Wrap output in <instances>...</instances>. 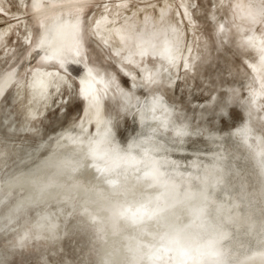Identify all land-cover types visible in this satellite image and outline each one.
Wrapping results in <instances>:
<instances>
[{
	"label": "rangeland",
	"instance_id": "obj_1",
	"mask_svg": "<svg viewBox=\"0 0 264 264\" xmlns=\"http://www.w3.org/2000/svg\"><path fill=\"white\" fill-rule=\"evenodd\" d=\"M75 3L83 9L71 6L63 14L71 18L81 16L83 61L110 81L100 113L87 115L78 78L80 70L85 69L82 63L68 62L66 68L59 62H44L42 55L36 56L44 27L39 25L35 0H0V78L10 71L16 76L4 95H0V187L19 172L14 178L18 180L25 175L20 174L23 170L47 156L62 157L59 162L87 164L83 168L86 173L79 175L78 181L85 182L82 184L87 187L95 186L99 194L112 198L121 194L115 190L127 180L116 177L139 172L140 168L130 173V163L145 160L151 171L158 168L171 178L191 173L202 176L208 168L205 160L217 164L212 157L208 158L206 149L217 147L228 137H234L230 141L243 142V151L247 154L248 150L249 158L264 159V0H76ZM156 98L171 107L172 112L162 111L161 117L164 122L173 119L176 128L174 131L158 128L160 139L164 140L157 151L148 152L141 148L150 141L144 144L136 141L135 125L143 130L145 123L150 124L146 118L138 119L141 114L146 117L142 110ZM97 120L101 121L100 126L107 122L114 125L116 135L109 144L105 141L89 147L96 142L94 139L86 144L88 147L81 146L82 143L69 144L67 136L73 134L71 131H85L81 142L98 135ZM242 124L245 128L241 129ZM213 136L219 137L216 139L219 142ZM57 138L64 140L60 142ZM132 146L135 151H131ZM242 159L236 160L237 165L248 164L250 168L246 155L244 162ZM101 165L106 172L108 168L111 170L110 181L118 179L115 182L119 183L118 188L102 177L105 170ZM253 175L256 181L253 191H261L259 170ZM23 190H15L7 203L2 202L6 204L0 206V218L10 214L25 195ZM3 194L0 191V197ZM247 198L252 206L253 198ZM55 200L52 197L38 201V206L12 211L5 218L6 228L0 234V264H106L107 246H116L111 235L102 237L97 226L78 211L83 205L79 197L72 206L60 205ZM143 236L153 238L149 232ZM205 255L195 252L187 264L210 263ZM172 263L171 256H165L163 264ZM109 264L118 262L112 260Z\"/></svg>",
	"mask_w": 264,
	"mask_h": 264
},
{
	"label": "bare ground",
	"instance_id": "obj_2",
	"mask_svg": "<svg viewBox=\"0 0 264 264\" xmlns=\"http://www.w3.org/2000/svg\"><path fill=\"white\" fill-rule=\"evenodd\" d=\"M75 2L76 0H35L36 7L34 10L37 12V15H35L40 18L41 23L39 25L42 24L41 27H44L43 32L40 33L41 41L40 48H38L40 51L38 50L36 56L40 57L42 55L44 62H59L66 68H68V62L78 61L82 63L85 69L84 71L80 70L81 74H79L80 76L78 78L80 81V93L85 100L86 111H88L87 115L94 112L100 113L101 106L105 103V96L107 95L110 81L102 72L95 71L88 63L83 61L84 47L81 33V16H73L71 18L66 15L65 17L63 14L71 6L82 8L80 5L77 6L79 3L76 4ZM65 8L67 9L65 10ZM43 36L44 40L42 41ZM259 41L262 43L261 39ZM13 72H7L0 78V95L15 80L16 76ZM166 110L170 113L172 112L171 107L165 101L157 98L142 110V113H146V117L141 114L139 115L141 118L138 120L146 118L150 120V124H148L149 122L147 124L145 123L146 127L144 126L143 130L135 125L137 129V136L135 135L136 141L140 142V144L150 141V144H146L144 146L145 148L142 147L141 149H145L148 152L157 151V147L164 140L163 138L160 139L162 135L158 132V128H171L172 130L176 128L173 119L165 122L162 120L161 113ZM100 125H102L101 121L96 123L97 127ZM113 126L108 122L105 123L99 127L98 133H96L98 135L94 136L93 134V137L88 138L89 140L86 142H81V136L85 133L84 130L71 131L73 134L70 133L67 136L69 138L68 142L75 146L80 143H82L81 146H85L86 144L89 145L90 140L94 139L96 142L90 143L89 147L105 143V141L106 144H109L114 139V135H116L112 129ZM243 126L245 128V124H242L240 128L242 129ZM85 127L87 126L85 125ZM150 130L152 131L149 133ZM216 136H213V139L216 140L219 138ZM57 139L60 142L64 140ZM84 139L86 140V138ZM229 139L231 138L223 139L217 147L206 149L209 152L207 153L208 158L212 157L217 164L205 160L206 163L204 165H207L208 168L203 170L202 176L200 173H191L190 176L184 175L171 178V176H165L164 172L158 168H152L151 171V169L147 168L150 164L145 162V160L139 164H137L138 162L135 164L130 163V166L128 165L130 173L139 172L130 176L125 175L121 178L116 177L118 179L126 178L127 180L125 182L123 181L119 188V183H117L118 185L115 184L117 186L115 189L118 188L115 191L121 194L114 198L99 194L96 189L97 187H87V185L82 184L85 182L78 181L79 175L84 174V172L86 173L83 168L87 164H83L82 166L77 165L73 161H67L68 163L65 161L59 162L58 160L63 159L62 157L48 158L49 156H47L30 169L26 171L21 170L22 172L20 171V174L25 172V175H21L18 180L14 178L17 177L16 174L19 172L5 181V185L0 187V191L5 192L0 197V206L6 204L12 196V193L15 190L18 191L20 188L24 189L23 192H25V195L20 198L10 211V214L12 211L14 213L21 210L24 211L27 208L29 209L31 206H38L40 201L44 199L49 200L52 197L59 204L64 203V205L72 206L76 198L79 197L83 205L79 207L81 209H78V211L83 213L90 223L97 226L102 237L110 234L114 239L116 246H107L106 248V264L111 263L112 260H115L118 264H163L165 256H171L173 260L172 264H187L191 262V256L195 252L206 254L209 251L206 246L210 243L214 244L215 250L219 252V255L214 258L205 255L210 259V263L206 262V264H212L214 260L219 261L220 264H264V159L257 161L249 158L248 150H246L247 154L243 151L245 149L243 142H234ZM172 143H174V140ZM210 143H212V140ZM102 147L106 149L105 146ZM131 151H135V147L134 149L131 148ZM107 154L109 155L110 153ZM245 155L253 167L250 165L249 168L247 166L248 164L244 166L237 165L236 160L243 158L242 160L244 162ZM62 156L67 157V154H63ZM105 158L107 159L108 156ZM167 162L169 161L167 160ZM221 164L225 165L222 168L218 167L222 166ZM100 168L105 170L103 165ZM100 168L98 169L100 170ZM256 169L259 170L262 177V190L254 192L253 188L256 181L253 178V172ZM109 171L111 170L108 168V173L106 170L102 172V177L109 180L110 176L108 175L112 174ZM91 173L92 171L90 173L88 172L89 175ZM97 177L99 178V175ZM71 179L74 180L71 181ZM94 180L96 181L97 179ZM124 186L126 187L122 188ZM185 192L189 195H182ZM247 196L253 198L252 206L249 205L251 200ZM3 201H6V203H2ZM141 203L148 205L149 209H155L159 206L162 210L154 214L155 217L152 220H148V216H145L142 211L137 212ZM258 205L262 209H259ZM133 213H137L135 222L132 218ZM9 215L5 218L9 217ZM5 218H0V234L6 228L7 223L4 221ZM148 232L153 235V238H143L144 233ZM178 232L183 240L182 247L173 243V237ZM221 234H223L222 239H220ZM217 240H219V243H215ZM145 245L147 248L144 247Z\"/></svg>",
	"mask_w": 264,
	"mask_h": 264
},
{
	"label": "snow or ice",
	"instance_id": "obj_3",
	"mask_svg": "<svg viewBox=\"0 0 264 264\" xmlns=\"http://www.w3.org/2000/svg\"><path fill=\"white\" fill-rule=\"evenodd\" d=\"M95 151L96 150L93 149V152H95ZM114 163H116V162L114 161ZM117 166H119V165L117 164ZM109 183H111L113 186H115V181H110ZM182 195L188 196L189 194L187 192H185ZM160 210H162V209L159 206H157L155 209H149L148 205L141 203L137 212L142 211L145 216H151V215L156 214ZM201 211H203V210H201ZM132 218H133V221L135 222V219L137 218V213H133ZM222 238H223V234H221V236H220V239H222ZM173 243H175L181 247L183 246V240H182L179 232L173 237ZM215 243H219V240H217ZM206 247L209 249V251L206 253V255H208L209 257L214 258V257H217L219 255V252L215 250L214 244L210 243ZM212 264H220V262L214 260L212 262Z\"/></svg>",
	"mask_w": 264,
	"mask_h": 264
}]
</instances>
